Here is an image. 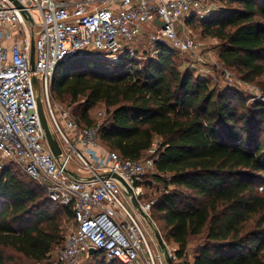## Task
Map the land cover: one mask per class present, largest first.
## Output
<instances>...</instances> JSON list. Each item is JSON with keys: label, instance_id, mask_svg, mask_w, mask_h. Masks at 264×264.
<instances>
[{"label": "trees", "instance_id": "obj_1", "mask_svg": "<svg viewBox=\"0 0 264 264\" xmlns=\"http://www.w3.org/2000/svg\"><path fill=\"white\" fill-rule=\"evenodd\" d=\"M221 2L202 27L219 40L221 64L243 82L258 81L264 96V0ZM171 53L161 46L139 69L129 59L77 57L56 69L52 97L73 106L77 122L88 127L103 105L108 116L99 142L122 159L141 160L154 149L151 178L162 190L150 219L165 242L177 245L179 258L187 259L189 241L200 238L192 264H264V102L246 105L251 98L181 73ZM50 204L58 205L34 181L9 168L0 172V264L5 249L34 264L49 258L61 240Z\"/></svg>", "mask_w": 264, "mask_h": 264}, {"label": "built area", "instance_id": "obj_2", "mask_svg": "<svg viewBox=\"0 0 264 264\" xmlns=\"http://www.w3.org/2000/svg\"><path fill=\"white\" fill-rule=\"evenodd\" d=\"M214 9L209 0H0V171L5 162L13 164L43 188L50 201L70 210L73 226L57 249L55 264H85L93 255L90 249L119 264H165L160 254L152 252L142 226L121 200L132 206L124 187L106 178H121L150 218L153 202L140 201V183L147 169L154 171V157L122 159L104 148L99 134L105 109L95 112L97 123L79 124L73 106L52 97L56 69L86 53L99 60H135L144 37L147 45L142 54L148 51L155 56L164 46L195 56L197 45L190 37H181L176 24L202 22ZM32 75L39 82L43 110L61 149L57 159L40 128ZM235 85L252 95L249 101L264 102L256 86L241 80ZM148 152L154 154V149ZM175 251L169 250L173 264H192Z\"/></svg>", "mask_w": 264, "mask_h": 264}, {"label": "rangeland", "instance_id": "obj_3", "mask_svg": "<svg viewBox=\"0 0 264 264\" xmlns=\"http://www.w3.org/2000/svg\"><path fill=\"white\" fill-rule=\"evenodd\" d=\"M209 2L214 4V10L211 12V15L219 12L223 8V3L221 0H209ZM236 5L231 6V8L235 7ZM227 7V6H226ZM228 8V7H227ZM210 15V16H211ZM36 23H38V17L35 16ZM187 21H185V27L178 26L176 24V27L178 28V34L181 37H190L195 44L198 47V50L196 51L195 56H188L186 54H180L176 51L170 50L172 53V61L174 62L175 66L178 68V70L181 73L189 72L193 74L195 77H201L204 80H207L209 86L211 88H216L218 91H226L229 90L231 92H235L238 94L240 98L243 100H249V98L252 97L250 93H248L246 90L239 88L235 85V82L239 81L240 78L238 74L230 68L224 67L221 62L218 59V53L220 51V42L218 39L211 36L208 32L204 30L202 27V23L200 21H194L192 24H187ZM149 31V30H148ZM39 33V28L37 25L34 27V34L37 36ZM147 45L146 43V37L143 38V41L141 42L140 46H138L137 51L141 52L138 54L137 59L134 60L136 62V67L142 68L146 60L151 57V54L146 51L144 54H142V51L145 49L144 47ZM147 49V48H146ZM86 55H91L90 53H86ZM90 57V56H89ZM91 59L94 58L98 63H109L108 60H99L98 57L95 55H92L90 57ZM260 81H264V78L259 79ZM256 81L255 83H251L252 85L256 86L260 90V85H258ZM55 98L54 92H53V99ZM68 100V99H67ZM56 101V100H55ZM251 101H247L246 105H249ZM104 110L103 105L97 104L96 108L91 112V116L93 119H95V111ZM108 115L106 114V117ZM96 122V121H95ZM101 119L98 121V123H101ZM97 123V122H96ZM158 139H155V144L158 143ZM154 154H151L149 152L145 153L141 160L145 161L153 157ZM9 168L12 170V172L21 180L30 182V178H28L26 175L21 173L13 164L9 162H5V167L3 169ZM2 169V170H3ZM1 170V171H2ZM0 171V172H1ZM155 171L147 169L142 182L140 183V187L142 190L140 201L142 203H149L154 202L155 198L157 197L156 190L160 188L162 190V186L160 184L155 183L151 176ZM30 179V180H29ZM264 192V191H261ZM260 192V193H261ZM46 198V195L44 192H42V198ZM41 198V199H42ZM121 200L123 203L127 206V208L131 211V213L135 216V218L139 221L140 225L143 228V231L145 232L146 238L149 242L150 248L154 254H160L157 247V242L153 238V234L151 229L149 228L148 224L144 220V218L138 213V211L132 207L123 197H121ZM48 212L50 215H52L59 223V234L61 237L60 243L53 248L51 251L49 258L43 262L37 263V264H55L56 260V253L57 249L62 246L64 243L66 237L69 234L70 229L73 226L72 218L68 217L64 213V209L59 207L55 204H50V208L48 209ZM53 227H55V222H52L51 224ZM161 224L158 223V226ZM200 238H192V240L189 241V250L191 255L193 254L194 249L196 246L200 243ZM168 249L171 252H174L177 248L175 245L169 241L165 242ZM3 254L6 256V264H34L26 259L22 258L19 254H16L12 252L11 250L5 249L3 251ZM192 258H190L191 260ZM187 260L188 257H187ZM114 261L107 259L104 255H101L98 259H88L85 264H117L113 263Z\"/></svg>", "mask_w": 264, "mask_h": 264}, {"label": "water", "instance_id": "obj_4", "mask_svg": "<svg viewBox=\"0 0 264 264\" xmlns=\"http://www.w3.org/2000/svg\"><path fill=\"white\" fill-rule=\"evenodd\" d=\"M30 69H31V71H33V69H34V38L33 37L31 38ZM32 85H33V89H34V98H35V103H36L38 120H39L40 128H41L42 133H43L45 144H46L48 150L50 151L51 155L55 159H57L61 156V149H60L58 141H57L55 135L53 134V132L49 126V123L46 119V116H45V113L43 110V105H42L41 98H40L39 82L33 75H32ZM109 177H111L112 179H115L121 183V185L124 187L125 196L128 197L132 206L145 219L146 223L148 224L149 228L152 231L153 238L157 242L158 251H159L161 257L163 258L164 263L165 264H173V261H172V258L170 256V252L168 250V247H167L165 241L163 240L159 230L157 229L155 224L151 221V219L148 218L141 211V208L139 207L137 200L132 195L131 188L117 175H106V178H109ZM95 253L96 252L94 249L89 250V254H95Z\"/></svg>", "mask_w": 264, "mask_h": 264}, {"label": "crops", "instance_id": "obj_5", "mask_svg": "<svg viewBox=\"0 0 264 264\" xmlns=\"http://www.w3.org/2000/svg\"><path fill=\"white\" fill-rule=\"evenodd\" d=\"M143 41V38L141 39V41H140V44H141V42ZM139 44V45H140ZM174 244V243H173ZM175 245V247L177 248V245L176 244H174ZM190 249V248H189ZM187 257H188V259L190 260V258H192V255H191V253H190V250H188V252H187Z\"/></svg>", "mask_w": 264, "mask_h": 264}]
</instances>
